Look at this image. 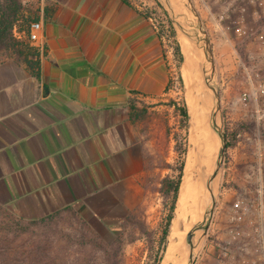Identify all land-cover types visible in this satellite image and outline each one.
Segmentation results:
<instances>
[{
    "label": "crops",
    "instance_id": "obj_1",
    "mask_svg": "<svg viewBox=\"0 0 264 264\" xmlns=\"http://www.w3.org/2000/svg\"><path fill=\"white\" fill-rule=\"evenodd\" d=\"M126 1L40 0L38 66L0 60V209L11 216L118 223L141 203L152 141L129 108L167 94L170 52Z\"/></svg>",
    "mask_w": 264,
    "mask_h": 264
},
{
    "label": "rangeland",
    "instance_id": "obj_2",
    "mask_svg": "<svg viewBox=\"0 0 264 264\" xmlns=\"http://www.w3.org/2000/svg\"><path fill=\"white\" fill-rule=\"evenodd\" d=\"M0 1L3 2V0ZM19 1L26 14H37L40 0ZM130 1L143 9L156 25L168 27L170 32L172 29L176 32V37L171 38L170 43L167 44V49L170 52L169 80L173 78L170 91L155 103L137 101L134 104L139 110L135 120L152 141V174L151 177L145 179L143 199L133 211L124 214L118 223L103 222L100 219L86 220L68 212L40 221H23L0 209V264H157L159 260H161L160 264L163 262L167 253L170 232L164 252L162 251L161 236L169 214L171 199L167 201L166 205L165 198L161 193L162 180L167 176L177 179L178 168L183 161L185 164L188 162L191 148L190 116L188 130H185L179 112L183 100L186 103L184 83L181 82L182 70L185 68L184 59L183 62H179L174 55L175 47L177 44L180 45L179 35L182 33L186 38L187 36L175 24L169 6L171 4V8L177 15H186L192 20L195 19V16L186 10V0ZM190 2L203 22L212 47L216 65L215 80L220 89L222 129L225 132L228 124H232L236 128L235 135L240 132L241 128L253 129L254 122L251 112L234 101L239 95L240 87L233 78L237 74L238 68L232 46L224 40H214L210 37V23L205 0H190ZM183 21L182 18L177 19V22L182 23ZM184 28L185 30L190 29L188 25H184ZM189 41L197 53L198 70L201 72L200 75H203L202 79L205 83L203 69L206 59L204 52L195 42ZM8 54L10 55L6 51L0 52V60L9 56ZM171 101L175 102L176 107L170 104ZM233 135L234 133H230L232 144L236 141V137ZM177 146L185 148L184 157L181 155L180 149L177 150ZM228 158L226 150L220 174L214 183L216 202L209 230L200 245L199 242L203 238L202 233L197 232L195 235L197 258L194 264H214L217 229L225 222L234 190L237 188L236 183L227 182L228 176L231 175V171L227 170ZM231 169L232 171L238 170V164L235 166L232 163ZM212 171L204 176V178L206 177L203 183L204 190L203 184L199 186L193 175L189 176L183 173L184 181L187 182L186 202L189 211L186 213L188 217L186 221L193 217V213L199 214L203 206L200 212L201 217L192 226L203 220L208 202H210V193L206 190L205 183ZM197 196H202L203 204L197 212H193L191 211L193 200ZM185 238L182 245L187 247Z\"/></svg>",
    "mask_w": 264,
    "mask_h": 264
},
{
    "label": "built area",
    "instance_id": "obj_3",
    "mask_svg": "<svg viewBox=\"0 0 264 264\" xmlns=\"http://www.w3.org/2000/svg\"><path fill=\"white\" fill-rule=\"evenodd\" d=\"M211 38L232 46L237 58L240 87L234 100L250 111L254 128H236L228 124L236 141L226 150L228 183H236L225 222L217 229L214 264H264V0H205ZM156 25V24H155ZM163 42L170 43L168 27L160 28ZM42 23L30 24V45L39 41ZM43 50L42 46L36 47ZM173 81V78H172ZM235 129V130H234ZM239 169L232 171L231 165Z\"/></svg>",
    "mask_w": 264,
    "mask_h": 264
},
{
    "label": "bare ground",
    "instance_id": "obj_4",
    "mask_svg": "<svg viewBox=\"0 0 264 264\" xmlns=\"http://www.w3.org/2000/svg\"><path fill=\"white\" fill-rule=\"evenodd\" d=\"M179 42L184 56L183 63L185 68L182 70V78L191 123V148L188 162L185 165L184 175H193L195 182L200 186L205 181L206 177L204 178V176L214 168L216 156L221 145L216 133L220 125L218 119L214 124L211 121L210 114L214 102L213 95L203 82V75H200L201 72L198 70L199 59L195 48L182 33L179 35ZM202 187L204 190V184ZM186 190L187 182L184 181L177 202L176 216L170 228L167 253L162 264H185L188 260L189 250L184 244L182 245V242L186 232L201 217L200 212L203 209V199L202 196H197L193 200L191 211L197 212L201 206L202 208L199 214L193 213V217L186 221L188 218L186 213L189 212L187 210Z\"/></svg>",
    "mask_w": 264,
    "mask_h": 264
},
{
    "label": "trees",
    "instance_id": "obj_5",
    "mask_svg": "<svg viewBox=\"0 0 264 264\" xmlns=\"http://www.w3.org/2000/svg\"><path fill=\"white\" fill-rule=\"evenodd\" d=\"M38 20L39 19L37 14L25 13V10L19 0H3V2L0 1V52H9V56L15 55L19 59H23L26 63H28L31 68H36L38 66V63L31 57H37L38 53L36 49L29 44L28 33L30 24L33 22H37ZM169 35L171 38H175V30L172 29V32H170ZM174 55L178 58L179 62H183L184 57L179 44H177V46L175 47ZM182 79L183 78H181V82L183 84L184 81ZM172 85V80L170 79L166 93L170 91ZM170 104L173 107H176L174 101H171ZM179 112L183 119V128L185 130H188L189 112L184 100L182 107L179 108ZM129 114L131 117L135 118L139 114V110L135 107L134 103L130 105ZM225 137L227 139V133H225ZM231 145V142H227V148ZM176 148L177 150L180 149L181 155L184 157L186 153L185 148H181V146H177ZM185 165L186 164L183 161L179 166L178 177L176 180L171 176H167L162 180L161 193L165 198V204L167 205V201L171 199V204L169 206V214L166 218L165 228L161 236L163 252L167 248V239L169 236L170 228L172 225V221L176 216L175 211L180 195V187H182L181 183H183L182 178ZM160 263L161 260H159L157 264Z\"/></svg>",
    "mask_w": 264,
    "mask_h": 264
},
{
    "label": "water",
    "instance_id": "obj_6",
    "mask_svg": "<svg viewBox=\"0 0 264 264\" xmlns=\"http://www.w3.org/2000/svg\"><path fill=\"white\" fill-rule=\"evenodd\" d=\"M170 2V0H167ZM169 6V5H168ZM185 8L187 11L192 12V14L195 16V19L192 20L186 15H177L174 13L173 8H171V4L169 6V9L172 12V16L174 18L175 24L181 29V31L191 40L192 42H195L204 52L206 63L203 69L204 72V80L209 88V90L212 92L213 95V109L210 114L212 124L216 122L218 119L219 122V129L216 131L217 136L220 139V148L219 152L217 154V158L214 164V168L212 171V174L208 177L207 182L205 183L206 190L210 193V202H208L206 212L203 216V220L201 222H198L195 224L186 234L185 238V244L189 250L188 260L187 264H194L195 260L197 258V248L195 244V235L197 232L202 233V239L199 242L202 243L203 239L206 237L207 232L209 230L211 218L213 216V211L215 207L216 202V196L214 192V183L217 177L220 174V170L223 165L225 151L227 149V140L225 137V132L222 129L221 120L223 118V115L221 113V98H220V89L219 85L215 80V72H216V65L213 58L212 53V47L209 42V36L207 31L205 30V27L203 25V22L199 18V15L195 11L194 6L190 2V0H186ZM182 18L184 21L177 22V19ZM185 26H189V30H185ZM210 69V70H209ZM221 117V119H220Z\"/></svg>",
    "mask_w": 264,
    "mask_h": 264
}]
</instances>
